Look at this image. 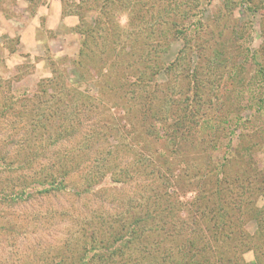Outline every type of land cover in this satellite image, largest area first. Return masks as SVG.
<instances>
[{
    "label": "rangeland",
    "instance_id": "374dc122",
    "mask_svg": "<svg viewBox=\"0 0 264 264\" xmlns=\"http://www.w3.org/2000/svg\"><path fill=\"white\" fill-rule=\"evenodd\" d=\"M79 1L0 0V264H193L202 249L207 264H264V0H172L186 20L155 28L145 13L101 75L77 64ZM130 12L115 32L139 24ZM180 100L193 122L171 145ZM239 183L254 204L217 245L199 199L238 201Z\"/></svg>",
    "mask_w": 264,
    "mask_h": 264
},
{
    "label": "trees",
    "instance_id": "16d2710c",
    "mask_svg": "<svg viewBox=\"0 0 264 264\" xmlns=\"http://www.w3.org/2000/svg\"><path fill=\"white\" fill-rule=\"evenodd\" d=\"M144 1H145V3H140V2L137 3L136 0H80L79 3L77 5H75V7L77 8V11L80 12V16H81V18H79L80 21H79V25L76 28V30L79 32V34H81V36H83V41L81 44V49H79V51L77 53V59L79 60V62L77 64L80 65L83 58H87V59L91 58L92 62H93L92 63L93 67L96 69L98 68L97 70L100 72V75L104 69H106V71L112 72L114 67H116V66H115L114 62H111L108 65L107 60L108 59H115L118 57V55H122L120 52H117L114 49L115 47L120 46L121 38H123L124 36H126L127 38L138 37L140 35L139 33H137V31H135L137 33V35H136V33L135 32L133 33L132 30H138L139 29L141 31L140 33H143L146 30V28L149 26V24L144 19L145 13H151L153 15L152 20L154 22H151V25L155 28H157L158 26H163V25H171V26L177 25V22L173 21L172 23H170L166 19L168 14H172V12H173V14L178 16L179 21H185L187 18V16L185 14H183L185 11L180 10V8H181L180 5L175 4L172 11H171V9L166 10V8L171 5L172 0H144ZM193 1L191 0L190 2H193ZM196 2L197 1L195 0V4H197ZM136 3H137V8H136ZM154 8H156V10ZM123 9H124V11L125 10L128 12L131 11L130 14H133L135 17H137L139 19V24H135L133 21H129V22H127V25L124 28H121V30H119L118 32H115L119 27L114 22V19H113V18H115L114 14L119 16V11L123 10ZM153 10H154V12H153ZM155 11L157 12V16H156V14H154ZM136 13L138 15H136ZM139 14H141L140 17H139ZM89 15H93L92 24L88 23V16ZM158 16H159V19H158ZM109 25H112V26L109 27ZM136 27H138V29H135ZM141 27H143V28H141ZM113 29H114V32L112 31ZM130 29H132V30H130ZM97 30H100V32H101L100 36L97 34L98 33ZM138 39H140V37H138ZM90 40L93 41V46H94L93 48H96L97 52H94L93 50L91 51V49L89 48L91 46L90 45L91 43H89ZM135 40L136 39H133V42H135ZM120 57H122V56H120ZM220 57H221L220 53L215 55L214 59L212 58V62H214L215 65L221 64L219 62ZM181 58L182 57L179 56L178 60L181 61ZM120 79H121V82L126 83V80H125L123 75ZM138 84L140 85V83H138ZM120 88L121 87H119V89ZM205 88H209V87L204 86V89ZM211 88L213 89L212 85H211ZM204 89H202V87L198 88V92L196 93L198 99H200V97L203 96ZM188 105L189 104L186 103L185 100H180V101H177L176 103H174L172 105L173 110L172 109L170 110V108H168L166 110L167 114H169L171 111L183 112L181 116L178 115L176 117V120L172 121V124H170L171 125L170 126V137L168 138L167 142L171 145H174L176 143L178 144L183 139L187 138V135H188L187 130L189 128V124H191V122H193L191 114L189 116V121H185L186 117H187V111L186 110L188 109L186 107ZM263 123H264V117H263ZM144 134L146 136L150 137V134L146 133L145 130L143 131V135ZM230 144H231V138L228 139L227 148L230 147ZM246 150H247V152L249 151V149H246ZM224 161H225V159H222V163ZM222 163H220L219 165H215V164L211 163L213 173L216 176H219V175L223 176V178L221 180L223 182H225L229 179L231 180L232 178H234L233 180H231L232 184L238 182L239 176L241 174H239L238 177H237L238 172L234 173V175L229 174L230 172H228V174H226V173L224 174V169H222V166H221ZM181 172H182V174L187 173V170L179 169V173H181ZM227 177H228V179H227ZM219 180L220 179H218V177H216V182H220ZM239 184H241V185L239 186L240 193H239V197H238L239 200L238 201H235V202L231 201V202H228L227 204L224 205V202L221 200L222 195H221L220 191L217 193V199H218L217 203H210L209 204V197L206 199L203 197L201 199H199L200 200V206H198L197 208H201V207L204 208L203 214H207L206 218L211 219L209 221V223H211L212 226L215 225L216 229L218 230V231H215L216 238H214L215 242H218L217 245H220V243H221L223 246L224 245L228 246V244L231 243V241L235 237L228 236V235L224 236L226 225H229V227L235 228L237 226V224L239 223L238 217L242 215V209L241 208L244 207L243 211L245 213L247 211V213H248L252 209V208L251 209H249V208L252 207L254 204V202L249 201L250 195H248V197H245L244 196L245 193L242 192V191L248 192V189L247 190L244 189V186L242 185L243 183H239ZM252 192L264 195V186L253 189ZM243 199L245 202H243ZM194 202H197V201L195 200ZM191 204L197 205V203H193V202H191ZM245 206L249 207L248 210L245 208ZM197 208H196V210H197ZM227 210L232 211L234 213H232L230 215L227 213L228 214L227 215L226 214ZM263 214H264V210L259 209V211L255 212L256 216H254L257 220H259V223L261 226H263L262 225L263 222L260 221V220H262ZM235 222H237V223L234 224ZM237 232H238V235H242V234L245 235V231L237 230ZM262 233L264 234V231H263V229H260L256 232V235L261 240H264V235ZM238 240L240 243L239 244L240 248H243V247L249 248L248 247L249 241H245L244 244H242V239L239 238ZM203 250L204 249H202L199 252L200 255H197L196 253H194V254L191 253L190 254V262H192L193 264L194 263L195 264H207L205 259L202 258L205 255ZM225 254H226V250L225 251L222 250V252L217 256L215 254V257H214L215 261L217 263H221L222 258L225 257ZM226 264H230V262H227Z\"/></svg>",
    "mask_w": 264,
    "mask_h": 264
}]
</instances>
